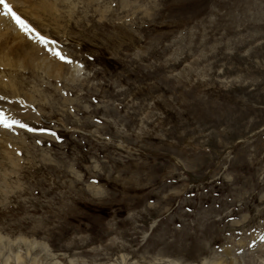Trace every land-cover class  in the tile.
I'll list each match as a JSON object with an SVG mask.
<instances>
[{
  "label": "rangeland",
  "instance_id": "obj_1",
  "mask_svg": "<svg viewBox=\"0 0 264 264\" xmlns=\"http://www.w3.org/2000/svg\"><path fill=\"white\" fill-rule=\"evenodd\" d=\"M5 3L54 46L0 67V264H264V0Z\"/></svg>",
  "mask_w": 264,
  "mask_h": 264
},
{
  "label": "bare ground",
  "instance_id": "obj_2",
  "mask_svg": "<svg viewBox=\"0 0 264 264\" xmlns=\"http://www.w3.org/2000/svg\"><path fill=\"white\" fill-rule=\"evenodd\" d=\"M9 8L11 10H16L17 12L20 11V7H17L15 9V7L10 6ZM25 29L28 28L25 27ZM25 29L16 23V21L11 17L8 9L4 7V4H0V67L1 68H10L16 70L23 69L24 71H28L33 67H38V65H40L39 61L45 62L49 59L44 57L42 59L40 58L41 55L45 57H49L51 55V51L49 49H45L43 46L32 45L27 43L28 35L24 34ZM35 62L38 63L35 64ZM49 63L50 61L46 62L47 65H49ZM59 65L63 69H66L67 67V65L65 64H59ZM19 72L16 71L15 75L20 76ZM3 85H6L7 88L12 89L14 88V81L12 82V80H7V79L5 80L4 77H1L0 87ZM16 91L13 90L11 91L12 97L16 95ZM5 105L8 107H6L4 111H0V134H3L7 130H9L8 127L4 126L5 123L8 124V122L11 121L13 124V122L21 121L19 120L20 111L16 110L18 108V105L13 103L11 104V106L8 105V103H6L4 99H2V96L0 95V110L4 108ZM11 113L16 115L15 120H12L14 118L13 115H11ZM258 260L259 259L256 260L255 257L253 259L251 257L248 259H241V260L229 259L228 261H225L224 264H262L261 262H257Z\"/></svg>",
  "mask_w": 264,
  "mask_h": 264
},
{
  "label": "snow or ice",
  "instance_id": "obj_3",
  "mask_svg": "<svg viewBox=\"0 0 264 264\" xmlns=\"http://www.w3.org/2000/svg\"><path fill=\"white\" fill-rule=\"evenodd\" d=\"M0 4H4V7L6 9H8V11L12 14V17L16 21L17 24H19L22 28H25L26 27V25L24 24V22L14 12H12L10 8H8V5L4 3V0H0ZM4 126L5 127H9L10 125H8V124L5 123Z\"/></svg>",
  "mask_w": 264,
  "mask_h": 264
}]
</instances>
